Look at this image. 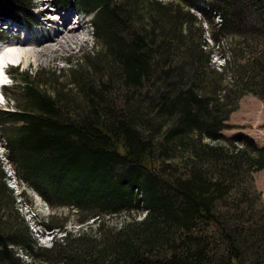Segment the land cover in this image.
Wrapping results in <instances>:
<instances>
[{"label": "trees", "instance_id": "trees-1", "mask_svg": "<svg viewBox=\"0 0 264 264\" xmlns=\"http://www.w3.org/2000/svg\"><path fill=\"white\" fill-rule=\"evenodd\" d=\"M52 1L89 16L93 51L58 74L10 67L0 133L20 181L99 221L73 235L52 215L65 236L38 245L0 160V264H264V146L222 133L244 95L264 102V0ZM33 7L0 0V18L34 25Z\"/></svg>", "mask_w": 264, "mask_h": 264}, {"label": "rangeland", "instance_id": "rangeland-1", "mask_svg": "<svg viewBox=\"0 0 264 264\" xmlns=\"http://www.w3.org/2000/svg\"><path fill=\"white\" fill-rule=\"evenodd\" d=\"M33 2L35 3L33 9V13L36 16L35 25L29 26L28 24H22V26L19 27L22 30L20 34L17 32L18 24H16V26L12 25L8 29H4L6 28L5 25L2 27V30L6 35L10 34L15 36L16 43H14V47L18 48V50L35 49V53H37L36 55H28L26 58L20 57L22 60L15 66H12L13 68H18L19 71L28 70L31 73L38 71V77L45 74L46 72L44 71L48 72V70H51L52 68H55L57 70L56 73L58 74L59 69L65 70L69 67V63L66 62L68 59L73 57L78 58L87 52L91 53L93 51V38L85 31V27L88 25V17L80 14L78 15V18H75L74 14H72L73 11L71 10L62 12L53 4L52 0H34ZM45 7L48 9L46 12H43ZM217 17L218 16L214 14H210V18L216 23L220 22V18ZM208 25L209 24L207 23H203L202 25L203 28L206 29L204 38L208 44H212V39L207 30ZM58 31H66L64 36L69 45L61 46L57 44L56 41H52L51 37H55V34ZM25 39L28 40L29 43L27 46L22 43ZM17 43L23 45V47H20ZM222 57L221 51L219 50L211 55V62L216 68L222 65ZM13 70L14 69H12V71ZM64 78H66V75ZM58 82V84L61 83L63 86L66 84L60 82V80ZM15 95L16 94L12 91L9 93L10 97H14ZM6 101H4L5 103H0V108L5 109L7 106L11 107ZM227 123L230 127L222 131L224 135L232 136L242 133L254 139L257 144L264 146V102L258 97L252 94L244 95L239 100L238 108L230 114ZM1 149H3V152H1ZM5 152L6 149H4L3 137L0 133V160H2V168H6L8 165L11 166ZM3 157H6V160ZM4 160L6 162L3 164ZM11 168L14 170L13 165ZM253 178L255 187L261 193V203L264 208V168L255 172ZM19 183V190L22 191V194L18 196L19 191L15 190L17 194L15 195L17 206H15L25 221L27 219L29 220L30 216H33L36 224L34 229L37 228V230H40L39 234L38 232H33V236L36 238L35 240L38 245L42 247H51L54 240L57 239L58 241H61L65 236V233H63L58 227L53 228L52 226L48 227L46 225V222L50 221L52 215H54V218L49 224L59 226L61 223H63V225L66 223L68 230L72 231L73 235H77L78 231H85L92 234L93 237L96 236L94 228L99 219L93 218L94 220L90 219L87 224H77V222H75V216L72 215L73 213L71 209L66 206L60 207L55 211L49 208V213H52L50 215L49 213H46V203L43 204V200L30 188L25 187L24 183L20 181ZM11 186L15 188L13 183ZM30 202H32L33 205H30ZM124 218V215L105 216L102 222L108 227L119 226ZM27 226L32 230L30 225ZM47 232L50 233L46 235ZM21 256L24 260H27V256L24 252L21 253ZM36 262L37 264H41L40 260H36Z\"/></svg>", "mask_w": 264, "mask_h": 264}, {"label": "bare ground", "instance_id": "bare-ground-1", "mask_svg": "<svg viewBox=\"0 0 264 264\" xmlns=\"http://www.w3.org/2000/svg\"><path fill=\"white\" fill-rule=\"evenodd\" d=\"M47 9L48 8L45 7L43 9V12H46ZM47 21H50V20H47ZM12 25L16 26V24H13V23L11 24V26ZM64 33L66 34V31H58L55 34V37H51L52 41H56V43L61 45V46L69 45V44H67L68 41L65 40V36H64L65 34ZM22 43L25 46H27L29 44L28 40H26V39L23 40ZM18 45H20V44H18ZM23 45H20V47H23ZM31 54L32 55H36L37 54V53H35V49L34 50L33 49H28V50L20 51V50H18V48L14 47V42L9 41L7 43H4L3 45H0V69H1V63L7 62V63L17 64V62H20L22 60V58H26L28 55H31ZM20 57H22V58L20 59ZM5 171H6V174H7V183H8V185L11 188H13L14 190H18L19 193H20V190H19V187H18V182H17V180L15 179V176H14V170L11 168V166L8 165V166H6ZM12 183L15 185V188L13 186H11ZM19 193H18V196H19Z\"/></svg>", "mask_w": 264, "mask_h": 264}]
</instances>
